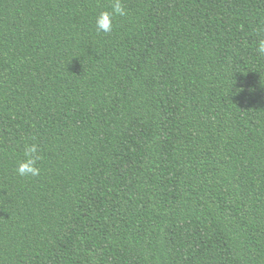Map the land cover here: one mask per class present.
<instances>
[{"label":"trees","instance_id":"trees-1","mask_svg":"<svg viewBox=\"0 0 264 264\" xmlns=\"http://www.w3.org/2000/svg\"><path fill=\"white\" fill-rule=\"evenodd\" d=\"M115 33L148 82L240 46L235 103L45 71ZM0 264H264V0H0Z\"/></svg>","mask_w":264,"mask_h":264},{"label":"rangeland","instance_id":"rangeland-1","mask_svg":"<svg viewBox=\"0 0 264 264\" xmlns=\"http://www.w3.org/2000/svg\"><path fill=\"white\" fill-rule=\"evenodd\" d=\"M193 27L196 25L193 24ZM197 27V26H196ZM198 28V27H197ZM111 35L106 55L98 56L90 49L77 47L56 61L45 65V71L63 78L83 77L86 82L109 85L125 93L167 94L180 101L232 107L245 76V52L238 45L224 54L198 47L182 48L163 69L152 72L147 81L146 67L141 63L134 37ZM234 43V39H232Z\"/></svg>","mask_w":264,"mask_h":264}]
</instances>
